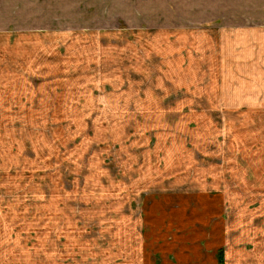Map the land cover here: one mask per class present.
<instances>
[{"label": "rangeland", "instance_id": "rangeland-1", "mask_svg": "<svg viewBox=\"0 0 264 264\" xmlns=\"http://www.w3.org/2000/svg\"><path fill=\"white\" fill-rule=\"evenodd\" d=\"M80 13L0 17V264H129L126 250L144 231L139 217L159 199L161 186L172 183L173 173L187 172L182 186L203 177L211 185L212 166L238 167L232 160L239 147L233 114L228 143L220 146L224 160L211 153L204 112L193 113L189 122L184 105L181 123L161 130V33L139 17ZM145 41L154 49L142 48ZM146 55L153 58L145 60L144 70L132 72L134 59ZM185 69L181 88L164 97L167 106L192 94L197 66ZM140 72L144 77L130 78ZM125 75L137 98L131 104ZM196 94L201 111L204 94ZM209 115L223 134L224 115ZM166 117L179 120L177 112ZM208 134L216 136L210 124ZM217 138L223 141V135ZM233 174L238 176L230 170L222 181L217 177L220 189ZM233 182L229 188L236 192ZM236 193L239 214L244 210L251 218L257 210L262 217L264 184L250 178L248 189Z\"/></svg>", "mask_w": 264, "mask_h": 264}, {"label": "crops", "instance_id": "crops-1", "mask_svg": "<svg viewBox=\"0 0 264 264\" xmlns=\"http://www.w3.org/2000/svg\"><path fill=\"white\" fill-rule=\"evenodd\" d=\"M74 10L79 13L71 12ZM82 10L94 11L93 16L139 17L141 23L154 27L151 32L161 33V49L155 48L160 49V74L156 77L161 81V90L156 88L160 95L151 94L161 97V130L175 129L181 123L179 113L184 105L189 106V122L194 121L193 113L204 112L207 141L215 149L211 153L224 160L227 156L220 146L228 143V114H233L237 119L239 147L232 160L237 161L238 167L231 163L212 166L209 173L222 181L228 171L236 170L238 176L231 177L236 192L242 186L247 190L250 178L264 184V0H0V17L54 18L83 15ZM136 30L145 32L139 26ZM154 47L152 41L142 45L146 49ZM184 49L195 51L197 56L183 57ZM152 58L146 55L141 60L134 59L132 72L144 70L145 60ZM185 65L197 66L196 73L192 72L197 82L189 90L193 89L194 97L198 89L204 94L201 111L196 110L192 94L189 100L178 101L174 106L164 103L169 92L181 88ZM143 73H131L130 78L138 80L144 77ZM123 75L116 77L122 79ZM130 78L126 76L131 104L137 98ZM198 80L205 83L197 85ZM170 112H177L179 120L168 119L166 114ZM210 113L224 115L223 134L209 121ZM208 123L216 136L208 134ZM222 135L220 142L217 137ZM175 139L179 140L177 136ZM185 162L190 167L193 157ZM172 175V183L161 186L159 199L139 217L144 231L137 236L135 247L126 250V262L129 259V264H264V213L263 218H257L258 211L251 210L253 215L248 218L246 211H236L242 205L238 193L230 191L229 183L233 185V180L226 183L223 179L222 189L221 183L213 180L210 185L204 177L182 186L187 172ZM126 221L131 224L128 216Z\"/></svg>", "mask_w": 264, "mask_h": 264}]
</instances>
